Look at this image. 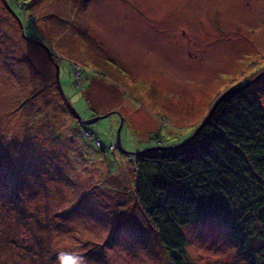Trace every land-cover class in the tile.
<instances>
[{
  "label": "rangeland",
  "instance_id": "obj_1",
  "mask_svg": "<svg viewBox=\"0 0 264 264\" xmlns=\"http://www.w3.org/2000/svg\"><path fill=\"white\" fill-rule=\"evenodd\" d=\"M5 1L0 0V157L14 155L15 177L25 168L28 177L35 176L30 164L59 177L52 183L49 173L32 180L34 193L49 185L38 199L47 205L43 211L72 209V226L82 229L62 232L48 220L28 227L23 240L40 254L15 248L12 261L174 264L151 229L148 243L125 230V211L148 226L135 193V156L189 139L229 88L253 85L264 103V74L250 82L264 71V0H7L21 27ZM23 30L28 37L39 31L55 58L26 41ZM55 63L78 114L86 119L111 112L87 126L95 132L92 140L73 121L79 118L71 108L65 112L60 104L52 84ZM92 78L108 85L96 81L85 95ZM98 141L106 151H98ZM38 152L44 156L33 155ZM119 230L128 243L119 240ZM183 230L191 264H249L217 220ZM254 231L258 250L264 225ZM60 253L66 260H58Z\"/></svg>",
  "mask_w": 264,
  "mask_h": 264
},
{
  "label": "trees",
  "instance_id": "obj_2",
  "mask_svg": "<svg viewBox=\"0 0 264 264\" xmlns=\"http://www.w3.org/2000/svg\"><path fill=\"white\" fill-rule=\"evenodd\" d=\"M21 34L26 41L38 39L45 43L39 31L30 37L25 31ZM42 49L49 59L48 52L39 48L40 51ZM51 54L55 58L53 51ZM54 79L52 84L58 87L55 73ZM242 85L221 93L196 126L195 130L203 122L199 131H194L186 141L174 146L151 147L135 156V193L144 208L148 226L125 211V219L129 223V229L125 230L128 235L130 232L141 234L148 243L151 229L174 264H191L187 254L188 238L183 228L194 222L214 220L227 228L247 263L264 264V244L257 250L254 231L257 224L264 225V103L253 85L245 88ZM60 104L66 112L65 101L61 99ZM73 121L88 138H94L95 132L87 127L90 124ZM97 144L98 151L107 150L99 141ZM34 154L38 158L44 156L42 152ZM29 168L36 172L35 176L28 177L25 174L28 168H25L15 177L14 155L0 157V244L6 242L14 246L0 245V264H14L11 252L15 248L39 255L23 239L28 227H42L45 220L60 226L62 232H71L73 228L82 232L78 226H72L76 220V216L71 214L72 209L58 214L43 211L47 205L38 199L40 192H47L49 185L42 183L41 190L34 193L36 187L32 180H45L50 174L52 183L59 177L46 167L30 164ZM26 194H30L28 198ZM74 211L75 214L78 212ZM118 236L120 241L128 243L120 230ZM261 236L264 237V231ZM62 238L60 236L59 239ZM57 256L59 261L66 260L63 253Z\"/></svg>",
  "mask_w": 264,
  "mask_h": 264
},
{
  "label": "water",
  "instance_id": "obj_3",
  "mask_svg": "<svg viewBox=\"0 0 264 264\" xmlns=\"http://www.w3.org/2000/svg\"><path fill=\"white\" fill-rule=\"evenodd\" d=\"M7 6H9V5H7ZM12 10V12L14 13V10L13 9H11ZM39 43H41L43 46H44V48H45V50L48 52V55H49V57L51 58V59H53V57H52V54H51V49L47 46V45H45V43L44 42H39ZM55 67H56V81H57V84H58V88H59V90H60V92L62 93V95H63V98H64V100H65V103L71 108V110L73 111V113H75L76 114V116L79 118V120H81L84 124H92V123H95V122H97L100 118H102V117H106L108 114H110L111 112H109V113H107V114H104L103 116H96V117H93V118H88V119H83V117L80 115V114H78L77 112H76V110L74 109V107L72 106V104H71V102L69 101V99L66 97V94H65V92H64V90H63V87H62V84H61V82H60V66H59V64L58 63H55ZM264 74V71L263 72H261L259 75H256L254 78H253V80L252 81H255L256 79H258L260 76H262ZM251 81V82H252ZM249 84H246V85H244V86H242L243 88H245V87H247ZM214 107V106H213ZM203 125V122H202V124L195 130L196 132H198L199 131V128L201 127ZM196 132H195V134H196ZM118 144H120V140L118 139ZM120 146V145H119ZM163 147V146H162ZM155 148H160L159 146H156ZM140 153V152H139ZM139 153H137V154H139Z\"/></svg>",
  "mask_w": 264,
  "mask_h": 264
},
{
  "label": "flooded vegetation",
  "instance_id": "obj_4",
  "mask_svg": "<svg viewBox=\"0 0 264 264\" xmlns=\"http://www.w3.org/2000/svg\"><path fill=\"white\" fill-rule=\"evenodd\" d=\"M7 13H10V12H8L7 11ZM39 41L40 40H38V39H32V41H31V43H35V44H38L39 46H40V48L42 47V48H44L43 47V45L41 44V43H39ZM108 58V57H107ZM108 61V60H107ZM114 61V60H113ZM116 62V61H115ZM92 79H95V78H92ZM98 82V81H101L104 85H108V83L107 82H105V81H103V80H100L99 78L98 79H95V80H91V79H88V81L86 82V90H91V89H93V87H94V82ZM251 82V81H250ZM252 82H254V81H252ZM232 88H235V87H232ZM61 93V92H60ZM61 97H62V101L64 100V98H63V95H62V93H61ZM87 98V97H86ZM87 100L89 101V99L87 98ZM89 103H90V101H89ZM91 108H93V107H91ZM94 109V108H93Z\"/></svg>",
  "mask_w": 264,
  "mask_h": 264
},
{
  "label": "clouds",
  "instance_id": "obj_5",
  "mask_svg": "<svg viewBox=\"0 0 264 264\" xmlns=\"http://www.w3.org/2000/svg\"><path fill=\"white\" fill-rule=\"evenodd\" d=\"M7 1V0H6ZM5 1V2H6ZM7 3V2H6ZM5 4V3H4ZM7 5H9L8 3H7ZM7 5H5L6 7H7V9H8V12H10V13H12V15L16 18V20L18 21V23L20 24V27H21V24H22V21L20 20V18L17 16V14L15 13V11H14V13L12 12V10L11 9H13L14 10V8H12L10 5L9 6H7ZM24 31V30H23ZM39 42H42V41H39ZM242 86H244V85H242ZM60 91V90H59ZM65 101V100H64ZM67 105V104H66ZM107 113H109V112H107ZM104 114H106V113H104ZM84 119V118H83ZM88 119V118H87ZM83 125H84V123H83ZM118 147H120L119 145H117ZM156 147V146H155ZM144 151V150H143ZM142 151V152H143ZM141 153V152H140ZM139 153V154H140ZM136 155H138V154H136Z\"/></svg>",
  "mask_w": 264,
  "mask_h": 264
},
{
  "label": "crops",
  "instance_id": "obj_6",
  "mask_svg": "<svg viewBox=\"0 0 264 264\" xmlns=\"http://www.w3.org/2000/svg\"><path fill=\"white\" fill-rule=\"evenodd\" d=\"M143 151V150H142ZM142 151H140V152H142Z\"/></svg>",
  "mask_w": 264,
  "mask_h": 264
}]
</instances>
